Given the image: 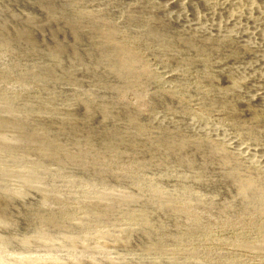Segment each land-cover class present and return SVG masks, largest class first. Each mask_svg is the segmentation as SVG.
Returning a JSON list of instances; mask_svg holds the SVG:
<instances>
[{
  "label": "rangeland",
  "instance_id": "rangeland-1",
  "mask_svg": "<svg viewBox=\"0 0 264 264\" xmlns=\"http://www.w3.org/2000/svg\"><path fill=\"white\" fill-rule=\"evenodd\" d=\"M204 1L0 0V264H264V2Z\"/></svg>",
  "mask_w": 264,
  "mask_h": 264
},
{
  "label": "bare ground",
  "instance_id": "bare-ground-1",
  "mask_svg": "<svg viewBox=\"0 0 264 264\" xmlns=\"http://www.w3.org/2000/svg\"><path fill=\"white\" fill-rule=\"evenodd\" d=\"M195 1V0H194ZM237 1L238 0H217L214 3L212 0H205L203 3V6L207 5L206 9L210 10L211 16H214L217 18V16H220L221 12H226L228 20L233 19L236 21L237 16ZM264 2V0H262ZM203 2V1H202ZM239 3V2H238ZM198 3H196L197 5ZM240 4V3H239ZM202 5V4H201ZM252 6V5H251ZM245 8V7H244ZM251 8V7H250ZM197 11V10H196ZM244 12V11H243ZM184 13V12H183ZM197 13V12H196ZM245 13V12H244ZM199 14V13H198ZM196 15V14H195ZM197 16V15H196ZM199 18V17H198ZM211 19V18H210ZM199 20V19H198ZM262 88V87H261ZM264 89V88H262ZM261 89V90H262ZM259 92V90H258ZM257 94V93H256ZM255 94L256 98L257 95ZM260 94V93H259ZM264 94H262L263 96ZM261 96V95H260ZM259 97V96H258ZM259 99V98H258Z\"/></svg>",
  "mask_w": 264,
  "mask_h": 264
}]
</instances>
